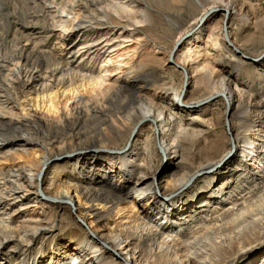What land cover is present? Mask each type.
<instances>
[{
    "label": "bare ground",
    "instance_id": "bare-ground-1",
    "mask_svg": "<svg viewBox=\"0 0 264 264\" xmlns=\"http://www.w3.org/2000/svg\"><path fill=\"white\" fill-rule=\"evenodd\" d=\"M68 5L60 9L58 5L51 6L49 33L56 36V27L69 32L74 25L82 26L72 46V57L80 59L78 64L68 65L52 51L39 48L36 61H30L24 51L11 54L9 59L6 56L0 59V71L12 66L15 60L28 68L18 70L7 79V84H0V114L7 112L17 116L16 119H0V151L7 148L5 156L12 153L21 159L18 150L26 152L28 147L36 148L24 162L0 166V248L16 240L31 244L44 230L39 227V222L41 206L46 203L66 204L72 211H80L83 223L87 225L86 234L73 244L58 241L55 234L47 247L34 248V251L20 253L11 246L5 247L8 255L17 260L9 264H231L249 254L242 264H264V51L257 63L260 71L255 80L250 82L246 77L248 72L244 70L247 81L244 83L239 80L242 78L238 71L241 67L218 50L219 38H224L232 51L242 50L231 40L229 26L223 27L226 18L243 10V6L238 7L239 0H214L205 6L197 20L199 24L205 22L192 38L187 39L181 59L175 56L171 62L175 67L179 65L178 69L183 73L182 85L178 91L165 93L162 97L148 96L145 92L148 90L138 87L136 79L119 75L124 71L122 67L131 64L137 51L130 26L145 21L146 11L140 8L138 0H86L84 16L77 24H74L77 18L69 16L71 10H75L74 4ZM216 16L222 19L219 36L214 33L215 28L208 29ZM99 18H106L110 24L104 25L97 21ZM227 36L231 41L226 39ZM0 52L4 54L3 48ZM41 58L45 63L40 61ZM34 68H40L43 76L36 75ZM183 69L192 75L186 76ZM186 80L194 81L193 87L206 80L211 90L206 96L188 101L189 91L184 92ZM126 85L139 105L122 116L126 125L108 116L107 127L120 129V125L149 124L148 128L155 133L140 140L144 153L140 158L141 148L136 142L141 132L133 141L134 145L124 152L123 149L116 150L122 153L115 155L112 163L102 165L101 177L105 180H112L114 174L120 175L121 180L112 183L113 190L123 196L115 197L109 191L91 194L89 188L76 182L70 174H64L66 177L53 191L34 187L36 176L42 178L40 171L64 154L70 155L69 165L77 176H85L91 181L95 176L94 169L90 162L81 161V154L88 148L71 145L76 139L74 134L66 140H42L21 135L17 136L20 147L11 152L10 146L18 144L6 136L1 126L23 130L21 123L28 119L38 127L57 125L63 114L69 115L70 110H77L82 117L102 116L114 93L126 91ZM261 87L262 93L255 90ZM216 99L225 102L230 121L231 110L241 115L254 114L253 124L248 125L243 134V143L236 145L235 160L224 167L236 169L233 177L241 179L228 189L224 188L225 183L217 182V173L210 170L230 157L236 144L233 139L230 150L220 160L199 166L192 174L185 172L181 177L176 176L181 167L177 165L185 160L184 139L194 131L184 127L181 120L188 110H201L202 104L212 105ZM155 134H160L158 141L152 140ZM152 145L163 152L162 173L154 178L149 177L148 166ZM100 150L106 148L97 146L94 151ZM202 173L206 174L203 180L208 192L198 199L197 205L185 207L190 190L195 189L192 183ZM162 181L168 189L166 193L162 192ZM45 197L53 202H48ZM105 214L111 215L107 220L113 223L107 231L97 228ZM144 240L149 243V252L155 254L153 259L141 250L140 243ZM257 247L263 249L258 252ZM107 251L109 258L103 261Z\"/></svg>",
    "mask_w": 264,
    "mask_h": 264
},
{
    "label": "rangeland",
    "instance_id": "rangeland-1",
    "mask_svg": "<svg viewBox=\"0 0 264 264\" xmlns=\"http://www.w3.org/2000/svg\"><path fill=\"white\" fill-rule=\"evenodd\" d=\"M138 1L141 6L140 8H144L146 11L143 18L145 21L136 23L132 27L130 26V29L133 30L134 46L137 45V51L135 57L131 60V64L122 67L124 71L122 74L119 73V75L129 79H136L138 87H143L148 90L145 91L148 96L154 94L156 97L157 95L162 97L165 93L172 94L180 89L183 81V73L178 69L179 65L175 67L171 62L175 56L180 57L181 54H183L184 50H182V48L184 44L193 37L198 27L205 22V20H203V22L201 21L200 24L197 22V20H200L198 18L202 10L205 6L207 7L212 4L214 0ZM51 3H55L52 4L55 6L58 5L57 8L59 9L63 8L65 4L71 5V3H73L75 10H71L69 16L70 18H77L74 24H77L84 16L83 10L86 6V0H75L74 2L73 0H0V49L3 48L4 51V54L0 52V59H2V56H6L8 57L7 59H9L11 54L13 55L24 51L25 54H28L30 61H36V57L38 56L36 50L39 48L40 50L52 51L54 56L62 58L68 65H76L79 63V58L72 57V46L75 43L77 34L83 28L82 26L77 27V25H74L69 32H62L61 27H56L54 29L58 34L56 36H51L49 33L52 28L49 21ZM241 6H243L242 11L238 10L239 12L236 11L232 13L229 19L226 18V27L229 26V30L233 37V39H231L227 36L226 39L235 41L242 50L238 49V51H232V49L228 47V44L225 43L226 40L224 38L218 39L220 42L218 50L226 58L231 57L230 59L233 64H237L239 68L241 67L238 71L242 78L240 77L239 80L246 83L247 81H245L244 75L247 72L248 75L246 77H248L250 82H253L260 71L257 63L261 60L260 55L264 51V0H239L238 7ZM138 18L140 19L141 17ZM95 21H93V23H96ZM97 21L104 23V25L110 24L106 18H99ZM221 23V17L216 16L209 23L208 29L211 27L215 28L214 33L219 36L218 31L219 27L222 25ZM134 28L136 29L134 30ZM117 30L118 28H116V31ZM60 34L62 36H59ZM181 34L183 36L179 39ZM176 45L178 46L176 47ZM173 47L176 48L175 51ZM172 49L174 53L172 52L171 54ZM42 59L43 58H41L40 61L45 63V59ZM26 69L28 70L22 62L13 61L12 66L6 68L4 71H0V84H7V79H11L18 70ZM40 70V68H34L33 72L42 77L43 74ZM183 71L186 76L192 75L187 69H183ZM243 71L246 73L244 74ZM193 82L194 81L186 80L184 83V92L189 91L186 95L188 101H192L193 97L206 96V94L210 92L211 87L208 86V81L202 80L203 84H200V86L197 85L196 87H193ZM243 87L247 88V86ZM128 88L130 87L127 86L126 91L121 90L119 93H114L110 103L107 105V110L104 113L105 115L102 116L82 117L78 114L77 110H70L68 113L69 115L63 114L62 119H60L57 125L38 127L32 120L28 119V121L21 123L23 125V130L15 129L14 131V128L11 129L7 126H1L3 127L4 133L6 132V136L12 138V140H14L13 143L18 144L13 147L10 146L11 149L9 150L11 152L20 147L21 141H18L17 136L21 135L33 136L36 139L42 140L43 138L52 140L65 138L66 140V137H70L71 134H74L76 135V139L71 145L74 144L83 148H88V151H84L81 154V161L86 160V162L91 163L90 166H92L95 172V176L91 178V181H89V178H85V176H77L72 166L69 165L70 155L64 154L60 158L53 159L47 167H44L40 171L39 174L43 173L42 178L40 179L39 175L36 176L34 187H44L47 191H53L56 189L55 185H58L66 174H70L76 182L89 188L91 194L96 195L97 193L109 191L111 193L113 192L115 197H118L119 193L113 190L114 187L112 182L121 180L120 175L114 174L112 180H105V177H101L103 175L102 165L112 163L115 155L126 151L131 145H134L133 141L141 132L142 134L139 135L141 139L139 138L138 142H136L138 148H141V153L138 157L140 158L144 154L142 153L143 143H140V140L145 139L147 135L155 133L154 130L148 128L149 124H138L136 126L131 124L126 127L120 125V129H109L107 127L105 120H107L108 116L112 118L115 117L119 120V124H124L122 116L126 115L129 111L131 112L135 107H138L139 103L132 98ZM255 90L262 93V87ZM262 94H264V92ZM211 103L214 105L202 104L201 110H188L186 112L187 116L185 115L184 119L181 120V122L183 121L182 125H186L184 127L189 128L190 131H194L191 132V134L189 133L185 139L182 138L184 139L183 157L185 156V160H183L182 164L179 163L177 165L181 167L180 170L177 171L176 176L181 177L185 172L192 174L199 166L220 160L223 155L230 150L233 139L234 144H236L234 149H232L230 157L217 168L210 170V172L215 171L217 173V182L221 181L220 184L225 183L226 185L224 184V188L228 189L240 182L241 179L236 180V178L233 177L236 173V169L226 170L224 167L235 160L236 145L238 142L243 143V134L247 126L253 124L254 114L248 112L241 115L235 110H231L230 121L229 114L225 112V102L222 99L213 100ZM80 105L82 106L83 104L80 103ZM92 106H94V104H92ZM5 113L6 114H0L1 120L17 118V116L14 117L7 112ZM226 117L229 119V128L230 126L232 127L230 133H228L225 126ZM159 135L160 134H155L154 138L152 136V140L158 141ZM95 146L105 147L106 150L96 152L94 151L96 149ZM35 149V147H28V151L26 152L18 150L17 155L22 157L19 159L14 157L12 153H10L9 156H5L4 152L8 151V149L4 148L0 151V166L15 162H24L32 155ZM122 149V152L117 153L116 150L119 152ZM162 155L163 152L159 151L156 145L150 146L148 155L150 178H154L155 175H161L162 168L160 164ZM205 173L198 174L197 178L192 183L195 189L190 190L185 200V205H187L185 207L190 208L191 205H197L196 202L198 199L205 196L208 192V187L203 180V177L206 175ZM164 183L165 181L161 182L162 192L166 193L168 189L163 186ZM156 184H158L157 181ZM96 191L98 192L96 193ZM120 195L123 196V194ZM46 200L48 202H53L49 197H47ZM69 207L70 206L66 204L58 205L51 203H46L44 206H41L43 210L39 227H43L44 230L31 244H28V241L22 242L21 240H16L11 244L2 246L0 248V264L16 263L17 261L14 259L16 258L15 256L12 257L8 255L9 253L7 252L9 251L5 249V247L8 248V246L13 247L12 249L21 253L26 250L34 251V248L38 247H47V245L52 242L51 240L55 234L58 241L63 242L66 240V242L71 244L83 238L86 234L85 228H87V225L83 223V219L81 218L82 213L80 211H72ZM108 216L111 217V215L105 214L102 220L99 221L97 224L98 229L107 231V229L112 226L111 224L113 223L107 220ZM89 230L91 231V229ZM61 244L62 243H60V245ZM140 244L141 250L146 256H150L151 258L154 257L155 254H152L148 250L149 243L144 240ZM259 247L256 248L258 252L263 249ZM258 248L260 250H258ZM108 253L107 251L106 254H104L103 261L108 260ZM250 255L251 254L246 255L241 261H235L231 264H242ZM24 256L25 255L21 257L23 258ZM31 258L29 256V259Z\"/></svg>",
    "mask_w": 264,
    "mask_h": 264
},
{
    "label": "water",
    "instance_id": "water-1",
    "mask_svg": "<svg viewBox=\"0 0 264 264\" xmlns=\"http://www.w3.org/2000/svg\"><path fill=\"white\" fill-rule=\"evenodd\" d=\"M226 20L227 19L224 20V24H223L224 29H226ZM172 52H173V50L171 51V54H172ZM225 126H226L228 133H230L229 119L227 117L225 118Z\"/></svg>",
    "mask_w": 264,
    "mask_h": 264
}]
</instances>
